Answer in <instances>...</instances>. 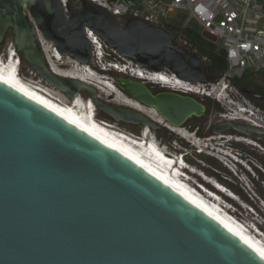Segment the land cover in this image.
<instances>
[{"label": "water", "instance_id": "obj_1", "mask_svg": "<svg viewBox=\"0 0 264 264\" xmlns=\"http://www.w3.org/2000/svg\"><path fill=\"white\" fill-rule=\"evenodd\" d=\"M8 32L38 78L71 101L86 93L97 115L114 123L162 126L131 107L103 103L82 81L54 75L38 33L82 65L93 57L91 32L130 66L209 83L201 59L164 29L139 19L121 25L85 0H68L66 9L61 0H0V44ZM147 84L133 75L115 79L121 92L173 126L207 114L193 95L154 92ZM229 128L264 136V128L229 121L213 133ZM235 223L153 165L0 77V264H264V245Z\"/></svg>", "mask_w": 264, "mask_h": 264}, {"label": "rangeland", "instance_id": "obj_2", "mask_svg": "<svg viewBox=\"0 0 264 264\" xmlns=\"http://www.w3.org/2000/svg\"><path fill=\"white\" fill-rule=\"evenodd\" d=\"M80 7L81 3H76L75 8L81 9ZM182 24H184V22L182 23L180 20L173 21V25H175L177 29H175L176 32L174 31V34H170L172 40H177L179 38H182V40H187L185 35L186 30L193 31L194 35L198 34V30L194 28L195 26L192 23H190L189 27L187 28H179V26H183ZM199 36L209 42H212L204 38V36L201 34H199ZM10 45H12V34L11 32H8L4 41L0 44V60L7 56V49ZM216 46L217 49H221L218 44H216ZM106 53L108 54L105 60L106 62H113L115 64L122 65L125 64V61H123L111 49H107ZM68 58L70 57H64V60L59 62L61 70L68 71L73 68L71 67L73 66V63ZM205 60L206 59H204L202 62L206 63ZM21 61V78L23 80L35 82L39 85L38 87L42 91L47 89L49 93H52V96L56 97V99L63 100V97L55 92V90L50 85L45 82L39 84L40 80L38 77L31 74L32 71L29 65L23 59H21ZM97 62V58L93 56L90 64L86 65L87 74L90 76L94 74L98 76L100 74L99 76H101L102 79L103 76H105L106 79L102 80L103 83L106 84L105 82L108 79L109 83L116 87L114 77L115 74L119 73L112 69L113 71L110 72L111 74H103L101 70L102 68L98 67L99 65ZM93 71L96 73H93ZM248 75V79L244 82V86L246 87L245 91L242 90V88H238L234 82H231V85L229 84L231 87H229L226 93L221 91L220 87L224 83L222 77L215 80L214 82H209L203 86L201 85L205 89H212V87H214L213 89L216 88L218 89V92H220V95L218 93V95H212V97L198 95L192 96L197 101L203 102L207 108V114L202 118H194L188 121L184 127H182V129L176 132L171 131L169 128H165V126H160V128L157 131H154L152 134L156 136L160 144H162L167 152H171L173 154L177 151L178 146L185 148L184 150L188 154L186 159L192 167V170L195 172L188 173L191 180L204 185L206 188L214 191L215 193L217 191L211 183H215L216 181L220 183V181H222L223 183L221 184L230 188V191L235 197V200H233L223 194H220L221 198L232 208L230 212L233 214V216H236L235 218L242 222L248 223L250 226L253 225L264 233V136L254 134L250 137H246L232 128L223 131L220 135H214L213 133V128L215 125L225 121L232 122L233 124H249L248 122L239 119L233 121L226 119L227 117L235 116V111H237L236 109H245L247 111L253 112L255 115L251 116L250 119L256 121L257 123L259 122L257 119L262 121L264 120L263 109L249 98L251 97L249 92L256 93V90L259 87H264V76L253 74ZM130 76V74L127 75L128 78H130ZM228 83L230 82L226 80V84ZM147 86L154 92L158 90H164L161 88V86L151 83L147 84ZM114 92H116V95L113 94L110 96L112 92L105 90L99 94L100 100L103 103L110 105L112 104L114 106L117 105H115L113 102L119 97H121L123 100H131L118 88L117 90H114ZM221 94L224 95V99H222ZM87 98L88 96L86 93H81L79 95V100H83V103L91 101ZM259 102L262 103L261 101ZM217 106H219L222 112L218 110ZM96 118H98L97 121L100 120L102 122L112 124L115 129L118 128L121 132L127 135L140 136L141 131L144 130L141 125L114 123L103 113H98ZM197 130L199 136H205L206 139H213L211 141L213 149H205L204 153L199 154L198 149L193 147L191 144H189V142H187V140L183 138V136L187 137V132ZM187 139L191 140V138L188 137ZM259 139H261V144L259 141H257ZM174 142H177L178 146ZM232 151V155L239 161V163L232 162L224 154L231 153ZM199 174L202 175L205 180L199 176ZM211 176H213V178ZM190 184L193 185L191 182Z\"/></svg>", "mask_w": 264, "mask_h": 264}, {"label": "built area", "instance_id": "obj_3", "mask_svg": "<svg viewBox=\"0 0 264 264\" xmlns=\"http://www.w3.org/2000/svg\"><path fill=\"white\" fill-rule=\"evenodd\" d=\"M61 1L66 9L68 0ZM85 1L121 25L126 24L130 19H139L148 25L164 29L169 35L174 34L177 29L173 21L184 22L179 28H187L192 23L198 34L207 33L215 38V43L226 53L227 70L222 76L223 85L220 83L222 89L225 85L231 87V82L242 79L248 74L264 76V0ZM89 33L91 32H87L91 41H96L97 37ZM172 41L190 51V54L196 55L197 50L189 41L182 38ZM107 49H103L100 54L97 53L96 58L102 56ZM106 55L108 56L107 53ZM226 80L230 83L226 84ZM213 88H203L201 90L205 93L203 96L212 97L218 93L220 95L218 89ZM221 97L225 98L222 94ZM257 120L259 122L253 121V126L264 128V120Z\"/></svg>", "mask_w": 264, "mask_h": 264}, {"label": "bare ground", "instance_id": "obj_4", "mask_svg": "<svg viewBox=\"0 0 264 264\" xmlns=\"http://www.w3.org/2000/svg\"><path fill=\"white\" fill-rule=\"evenodd\" d=\"M38 34H39L40 45H41V47L44 51V54L46 56V59H47V66L50 69V71L52 73H54V75L59 76V77H64L67 79L82 81V82L90 85L91 87H94L95 89H97L99 94H101L102 92H104L106 90L108 92H110V91L112 92V94H110V96H112L113 94L116 95V92H114V90H117V88L114 85H112L111 83H108L107 81L105 82L107 84L106 85L102 81L104 78L102 79L95 74L91 75V76L89 74H87L86 65H82L79 61L73 59L70 56L61 55L58 52V50L56 49L55 45L53 46V44L51 42L47 41L46 39H44V37L40 33H38ZM89 39H90V37H89ZM95 40L96 41L92 42L90 39V41L93 45V56L96 57L98 55L97 53L103 52L102 50L103 49L105 50L106 46L103 43H101L98 38ZM64 57H70L68 59L71 60L73 63V66H71L73 68L71 70L67 71V70H61L60 69L59 62H62L64 60ZM6 58H7V61H4L3 59L0 60V77L1 78L7 80L8 82L16 85L19 88L25 90L26 92L34 95L35 97L43 100L44 102L52 105L53 107L61 110L62 112L70 115L71 117L79 120L80 122L84 123L85 125L89 126L92 129H94L98 133L102 134L103 136H105L108 139L112 140L113 142L117 143L121 147H123L126 150L130 151L131 153L135 154L139 158H141L144 161L148 162L149 164L153 165L154 167H156L160 171L164 172L165 174H167L171 178L175 179L176 181H178L182 185H184L187 188H189L190 190H192L190 188L191 184H189V182H186L185 180L178 178L180 168L178 169V171H175V175H172V172H173L172 170L177 168V165H173L177 162V160L166 161L162 157L161 152H160L158 147L152 146V148L154 150H152L151 147L148 150L147 146L143 145V143H144L143 138L137 139V138L133 137L132 135H127V134L121 132L118 128L115 129L112 126V124L102 122L100 120L97 121V119H98V118H96L97 109L95 108V105L93 104L92 100L90 102L87 101V102L83 103V100H79V95H80L79 94V95H77V97L74 100L71 101V100L67 99L58 89H56L55 87H53L47 83L48 85H50L55 90V92H57L59 95H61L63 97V100L56 99V97L52 96V93H49L47 89L42 91L38 87L39 85L37 83L32 82V81L23 80L21 78V73H18V69L21 72V68H22L21 59H22V57L19 53H17V51L14 48V45H10L8 47ZM6 62L8 64H6ZM19 63H20V68H18ZM130 68L134 69V71L132 73V75H134V77H138L141 80H144L147 83H151V84H152V82H155V83L159 84L158 86H161V88H162V84H163L164 88L167 86V88H169V90L173 91V92L177 91V90L185 89L186 85H188V87H191V89H192L191 91H196V88H199L201 90L204 88V87H202L203 84L194 83V82H184L181 79L180 80L171 79L166 74L167 72L170 73L169 70H163L161 72H154V71H149L143 67H135L134 65L130 66ZM165 71H166V73H165ZM125 73L130 74L128 69H126ZM31 74L33 76H36L35 73H33V72H31ZM38 79L40 80L39 84L44 82L42 79H40V78H38ZM185 83H187V84L185 85ZM109 88H111V89H109ZM186 89L188 90L190 88H186ZM221 91H223L222 88H221ZM192 95H197V94L192 93ZM198 96H200V94ZM113 103L117 106L131 107V108L143 113L144 115H147L152 120L157 121L160 125L165 126V128H167V129L169 128L171 131L176 132V131L182 129V127H184V126L176 127V126L171 125L169 122H166L160 115H158L154 109L144 107V106L140 105L139 103L133 101L132 99L131 100H129V99L123 100V99H121V97H119ZM236 110L237 111H235V114H236L235 116L227 117L226 119L231 120V121L238 120V119L243 120L245 122H248L249 125L252 124L251 126H253V124H254L253 120L250 119V117L254 115L253 113H251L250 111H247L245 109H236ZM149 111H151V112H149ZM144 130L146 132H150V133L154 132L150 129H144ZM144 130L142 132H145ZM131 138H133V140ZM174 143L176 145H178L177 142H174ZM157 144L159 145L160 142H158ZM171 167H173V169ZM182 172L184 174L186 173V171H182ZM215 183H217V181ZM211 184L213 185V183H211ZM217 184H219V183H217ZM219 185L223 186L221 184H219ZM193 192H195V191H193ZM234 217H236V216H234Z\"/></svg>", "mask_w": 264, "mask_h": 264}, {"label": "trees", "instance_id": "obj_5", "mask_svg": "<svg viewBox=\"0 0 264 264\" xmlns=\"http://www.w3.org/2000/svg\"><path fill=\"white\" fill-rule=\"evenodd\" d=\"M186 39L193 45L194 49L197 50V56L203 61L206 59V63H204L206 71H207V79L209 82H214L215 80L221 78L224 73L227 70V61H226V53L222 49H217V46L215 43L209 42L205 39H203L199 34L194 35L193 31L186 30L185 31ZM111 71L103 74H111ZM118 77H124V75L115 74V79ZM249 75L246 77H243L244 79H235L233 82L238 86V88H242V90H246V87L244 86V82L248 79ZM156 92H163V90H158ZM256 93L260 94L264 98V87H259L256 90ZM250 100H252L255 104L260 106L264 111V100L260 103L256 99H252L249 97ZM218 107V110L222 112V110ZM196 134H198V130L196 131ZM139 136V135H138ZM202 138H205V136H201ZM263 138V137H261ZM261 144V139L257 140ZM213 166V164H212ZM213 178V176H211ZM219 183V182H217ZM223 183L220 181L219 184ZM222 185V184H221ZM228 190L230 188L226 187Z\"/></svg>", "mask_w": 264, "mask_h": 264}, {"label": "clouds", "instance_id": "obj_6", "mask_svg": "<svg viewBox=\"0 0 264 264\" xmlns=\"http://www.w3.org/2000/svg\"><path fill=\"white\" fill-rule=\"evenodd\" d=\"M106 52V51H105ZM102 53V56H103V58H104V60H106V57H107V55H106V53ZM106 62V61H105ZM125 65H126V67H129L130 68V65L129 64H126L125 63ZM18 68H20V63L18 64ZM131 69H133V68H131ZM18 73H21L20 72V70L18 69ZM166 73V72H165ZM169 72H167L166 74L171 78V79H175V80H180V79H178V77H176V75H174L173 73H169ZM19 75V74H18ZM130 75H132L131 73H130ZM134 76V75H133ZM185 82V81H184ZM152 84H155V85H159V84H157V83H155V82H152ZM187 83H185V85H186ZM186 88H190V89H182V90H177L176 92H179V93H183V94H189V95H192V93H195V92H197V91H199V90H201V89H199V88H196L197 90L196 91H191L192 89H191V87H188V85H186L185 86ZM162 88L163 89H168L169 90V88H167V86L164 88V86H163V84H162ZM228 89H229V86H227V85H225L224 86V92L226 93L227 91H228ZM223 95V94H222ZM191 132H193V133H196V131H191ZM152 134V133H151ZM151 137L153 138V140L152 141H155V142H159L158 141V139L156 138V136L154 135V134H152L151 135ZM141 139L143 138L144 140H145V137H144V133L142 134V136L140 137ZM177 153H179V154H181L180 156H183L184 157V159H185V161H187L188 162V160L186 159V157H187V152L185 151V150H178L177 151ZM226 211H229L228 209H226Z\"/></svg>", "mask_w": 264, "mask_h": 264}, {"label": "snow or ice", "instance_id": "obj_7", "mask_svg": "<svg viewBox=\"0 0 264 264\" xmlns=\"http://www.w3.org/2000/svg\"><path fill=\"white\" fill-rule=\"evenodd\" d=\"M91 35V33H89ZM259 255L261 259H264V250H259Z\"/></svg>", "mask_w": 264, "mask_h": 264}]
</instances>
